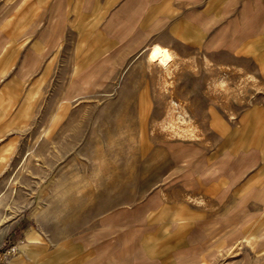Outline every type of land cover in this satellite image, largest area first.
<instances>
[{
	"label": "crops",
	"instance_id": "crops-1",
	"mask_svg": "<svg viewBox=\"0 0 264 264\" xmlns=\"http://www.w3.org/2000/svg\"><path fill=\"white\" fill-rule=\"evenodd\" d=\"M151 43L206 61L194 62V94L171 95L206 104L194 115V134L204 137L190 171L161 158L158 183L143 176L136 190L132 164L117 160L110 191L92 195L76 189L83 176L68 175L65 159L57 175L50 161L46 226L9 243L16 251L7 264H190L229 246L231 226H254L264 251V101L233 115L215 106L231 101L219 89L230 72L264 86V0H0V170L19 164L15 152L38 130L33 107L49 81L141 55ZM139 100L152 101L145 93ZM67 114L47 112L48 151L69 149L70 127L54 141L55 120ZM134 119L139 133H151L148 112Z\"/></svg>",
	"mask_w": 264,
	"mask_h": 264
},
{
	"label": "rangeland",
	"instance_id": "rangeland-1",
	"mask_svg": "<svg viewBox=\"0 0 264 264\" xmlns=\"http://www.w3.org/2000/svg\"><path fill=\"white\" fill-rule=\"evenodd\" d=\"M150 48L137 56L119 55L113 63L104 58L82 72H66L42 88L33 107L39 112L37 135L29 132L25 150L15 152L17 166L7 172L0 170V252L12 241L21 240L30 228L46 226L47 191L52 185L48 172L54 169L57 175L65 160L70 167L68 175L78 171L83 176L76 189L92 195L110 191L111 171L117 160L132 164L137 174L136 190L141 189L143 176L150 175L151 185L158 183L161 158L168 163L178 159L180 172L190 171L194 142H202L204 137L194 134V115H201L206 104L176 101L171 95L194 94V62L206 61L194 60L192 54H171L169 62H151L147 57ZM230 73L227 86L219 89L225 90L231 101L215 106L233 115L250 101H264V86L254 76ZM175 79L183 87L175 86ZM144 93L151 102L139 100ZM238 96L242 102L236 101ZM48 111L69 113V118L55 120L54 134L55 143H62L63 127H70L68 150L48 151ZM145 112L151 127L147 135L139 133L134 119ZM148 143L147 152L142 153ZM50 161L54 165L48 171ZM173 170L168 174L170 182L177 177ZM72 181L68 180V185ZM231 229L229 246L212 248L190 264H264V251L255 246L254 226Z\"/></svg>",
	"mask_w": 264,
	"mask_h": 264
},
{
	"label": "bare ground",
	"instance_id": "bare-ground-1",
	"mask_svg": "<svg viewBox=\"0 0 264 264\" xmlns=\"http://www.w3.org/2000/svg\"><path fill=\"white\" fill-rule=\"evenodd\" d=\"M148 60L151 62L166 63L172 58L171 52L167 47L160 44H154L148 53Z\"/></svg>",
	"mask_w": 264,
	"mask_h": 264
},
{
	"label": "built area",
	"instance_id": "built-area-1",
	"mask_svg": "<svg viewBox=\"0 0 264 264\" xmlns=\"http://www.w3.org/2000/svg\"><path fill=\"white\" fill-rule=\"evenodd\" d=\"M16 246L11 245L6 250L0 252V264H7L9 258L15 253Z\"/></svg>",
	"mask_w": 264,
	"mask_h": 264
}]
</instances>
